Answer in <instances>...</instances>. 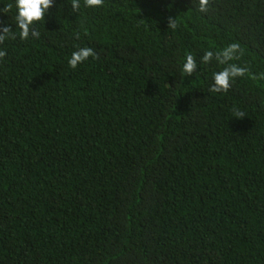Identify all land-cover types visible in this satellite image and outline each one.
<instances>
[{
    "label": "trees",
    "instance_id": "1",
    "mask_svg": "<svg viewBox=\"0 0 264 264\" xmlns=\"http://www.w3.org/2000/svg\"><path fill=\"white\" fill-rule=\"evenodd\" d=\"M79 3L0 42V264H264V0Z\"/></svg>",
    "mask_w": 264,
    "mask_h": 264
},
{
    "label": "clouds",
    "instance_id": "2",
    "mask_svg": "<svg viewBox=\"0 0 264 264\" xmlns=\"http://www.w3.org/2000/svg\"><path fill=\"white\" fill-rule=\"evenodd\" d=\"M103 0H84V6L87 8H98L102 5ZM208 0H199V8L201 12L206 11ZM73 7L78 9L80 7L79 0H72ZM54 6V0H14V3L8 4L3 8H0V14H5L8 11H13L14 25L18 30L13 31L12 25H9L3 21H0V42L5 39H15L18 35L21 40L38 39L40 32L36 30V24L42 20H45L46 15ZM169 25L175 28V23L170 21ZM238 45L233 44L223 51L222 54L217 55L216 59L221 63H224L233 58L234 53L237 51ZM5 55L4 51L0 50V57ZM93 50L88 47L79 48L73 51L68 64L71 68L75 69L80 64L85 62L89 57L93 56ZM213 58L211 51L207 52L203 61L208 62ZM197 65L193 56L187 55L182 65V72L191 74L196 69ZM243 69L236 65H231L224 68L214 74V83L210 88L212 92H220L227 90L230 84V80L243 74Z\"/></svg>",
    "mask_w": 264,
    "mask_h": 264
}]
</instances>
